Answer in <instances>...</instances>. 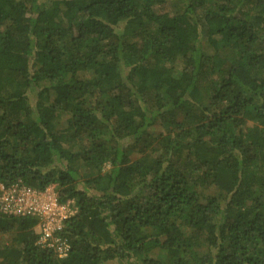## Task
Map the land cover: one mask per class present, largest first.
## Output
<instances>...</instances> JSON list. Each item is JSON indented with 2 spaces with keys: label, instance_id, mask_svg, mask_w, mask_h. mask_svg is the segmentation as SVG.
<instances>
[{
  "label": "trees",
  "instance_id": "16d2710c",
  "mask_svg": "<svg viewBox=\"0 0 264 264\" xmlns=\"http://www.w3.org/2000/svg\"><path fill=\"white\" fill-rule=\"evenodd\" d=\"M0 184V264H264V0H0Z\"/></svg>",
  "mask_w": 264,
  "mask_h": 264
},
{
  "label": "built area",
  "instance_id": "2783aa9c",
  "mask_svg": "<svg viewBox=\"0 0 264 264\" xmlns=\"http://www.w3.org/2000/svg\"><path fill=\"white\" fill-rule=\"evenodd\" d=\"M0 207L3 212L13 214H31L37 218L38 244L55 248L64 255L67 245L56 234L63 219L70 214L67 204L58 203L55 197L46 191H36L30 187L0 184Z\"/></svg>",
  "mask_w": 264,
  "mask_h": 264
},
{
  "label": "rangeland",
  "instance_id": "374dc122",
  "mask_svg": "<svg viewBox=\"0 0 264 264\" xmlns=\"http://www.w3.org/2000/svg\"><path fill=\"white\" fill-rule=\"evenodd\" d=\"M46 191L48 192V194H50L51 196L53 195L55 197V194H54V190H53V186H49ZM70 208V207H69ZM69 214H73L74 211L70 208V211L68 212ZM3 242L5 240H2V238L0 237V242Z\"/></svg>",
  "mask_w": 264,
  "mask_h": 264
},
{
  "label": "clouds",
  "instance_id": "9594fccd",
  "mask_svg": "<svg viewBox=\"0 0 264 264\" xmlns=\"http://www.w3.org/2000/svg\"><path fill=\"white\" fill-rule=\"evenodd\" d=\"M35 229H36V226H35ZM36 231H37V229H36ZM37 233H38V231H37Z\"/></svg>",
  "mask_w": 264,
  "mask_h": 264
}]
</instances>
